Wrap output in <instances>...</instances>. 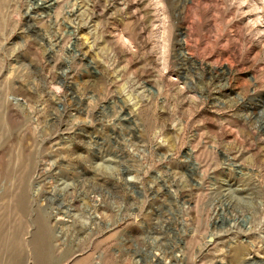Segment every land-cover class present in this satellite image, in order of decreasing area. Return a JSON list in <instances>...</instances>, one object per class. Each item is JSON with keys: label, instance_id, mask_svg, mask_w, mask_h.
I'll return each instance as SVG.
<instances>
[{"label": "rangeland", "instance_id": "374dc122", "mask_svg": "<svg viewBox=\"0 0 264 264\" xmlns=\"http://www.w3.org/2000/svg\"><path fill=\"white\" fill-rule=\"evenodd\" d=\"M162 1L0 0V264H264V0Z\"/></svg>", "mask_w": 264, "mask_h": 264}, {"label": "bare ground", "instance_id": "6f19581e", "mask_svg": "<svg viewBox=\"0 0 264 264\" xmlns=\"http://www.w3.org/2000/svg\"><path fill=\"white\" fill-rule=\"evenodd\" d=\"M159 1V2H158ZM157 2L158 3H160V10H162L163 11V13H165V10H164V3H163V1L162 0H157ZM47 3V2H46ZM254 3V2H253ZM52 4H53V1L52 2H49L48 3V5H46V8H48V7H51L52 6ZM254 5V7H258V3H257V1H255V3L253 4ZM44 8V7H43ZM52 8V7H51ZM45 9V8H44ZM30 12V11H29ZM162 13V14H163ZM164 15V14H163ZM164 18V17H163ZM163 18H162V20H163ZM163 22V21H162ZM161 23V22H160ZM161 25H162V23H161ZM161 27H163V26H161ZM183 32H185V31H183ZM163 35V33L161 34V36ZM165 36L163 35V37H162V40H163V38H164ZM166 38V37H165ZM164 38V40H166ZM168 40V39H167ZM161 45H163V44H161ZM165 45V44H164ZM183 45H185L183 48H187V45H188V43H187V41L186 40H184V42H183ZM163 47V46H162ZM165 48H166V46H164ZM162 52V51H161ZM162 53H164V49H163V52ZM165 55H166V52L164 53ZM162 56L164 57V55L162 54ZM162 59H164L163 60V62L166 60V57L165 58H162ZM162 62V63H163ZM166 62V61H165ZM164 64V63H163ZM164 66L166 67V64H164ZM10 98H12V100L13 101H15V102H17V104H19L18 102H20V98H18V96L16 97H10ZM12 101V102H13ZM2 117H0V119H1ZM1 121V120H0ZM1 125H2V123H0ZM0 125V126H1ZM30 164V163H29ZM29 167H30V165H29ZM40 167H34V169H39ZM105 168V167H104ZM30 170V169H29ZM29 172V171H28ZM27 172V173H28ZM29 174V173H28ZM21 199V198H20ZM18 201H19V199H17ZM20 202V201H19ZM23 203H24V201H22ZM22 203V204H23ZM19 205V204H18ZM24 205V204H23ZM42 218V220H41V222H45V220H46V218L45 217H41ZM13 240V239H12ZM17 241H19V240H17ZM17 241H15L14 243H16ZM20 243V242H19ZM11 245H13V244H11ZM17 246H18V244H17ZM12 247V249L14 248V246H11ZM7 248V247H6ZM16 248V247H15ZM18 249V248H17ZM14 250H16V249H14ZM13 251V250H12ZM33 255H34V258L35 259H37V261H41V264L43 263V264H59L60 262H59V259L57 258H54V257H51L49 254H50V251H52V248H51V246L49 247V248H47V256L45 257V259L44 258H42L43 257V255H41L42 254V250L39 248V247H37V246H34V248H33ZM242 251V248L241 247H239V248H237L236 250H235V255L236 256H240V252ZM12 254H13V252H12ZM15 254V253H14ZM45 256V255H44ZM12 257H15V256H12ZM24 257V256H23ZM19 258V257H18ZM33 258V259H34ZM24 259H25V257H24ZM13 260V259H12ZM18 260H20V259H18ZM15 262V261H14ZM21 262V261H20ZM18 264H20L19 262H18ZM22 264V263H21ZM39 264V263H38Z\"/></svg>", "mask_w": 264, "mask_h": 264}]
</instances>
